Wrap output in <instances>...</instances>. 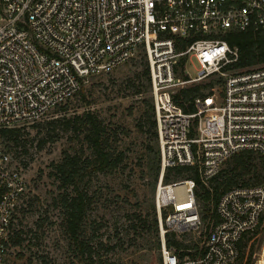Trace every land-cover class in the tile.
I'll use <instances>...</instances> for the list:
<instances>
[{
	"label": "built area",
	"instance_id": "built-area-1",
	"mask_svg": "<svg viewBox=\"0 0 264 264\" xmlns=\"http://www.w3.org/2000/svg\"><path fill=\"white\" fill-rule=\"evenodd\" d=\"M249 30H264V0H0V130L42 121L89 79L143 52L161 158V251L164 264H179L166 234L199 230L203 217L195 181L165 183L167 171L195 167L207 184L237 155L264 157V64L222 70L238 56L225 35ZM193 61L195 77L187 67ZM218 75L213 93L196 97V112L185 113L181 92ZM26 190L0 148V264L8 261ZM217 215L198 264L236 262L242 238L264 223V184L231 188Z\"/></svg>",
	"mask_w": 264,
	"mask_h": 264
},
{
	"label": "rangeland",
	"instance_id": "rangeland-1",
	"mask_svg": "<svg viewBox=\"0 0 264 264\" xmlns=\"http://www.w3.org/2000/svg\"><path fill=\"white\" fill-rule=\"evenodd\" d=\"M187 67L195 77L197 63L193 61V66L188 63ZM146 68L147 60L140 52L118 69L89 79L85 100L78 93L42 121L21 127L18 141L0 137V148L10 153L13 166L27 183L24 203L14 221L21 242H12L6 264L81 263L77 244L63 227L60 195L64 190L50 174L52 165L60 163L65 152L81 156L82 161L90 154L82 134L85 128L81 124L68 128L64 121L85 111L100 117L112 137L111 146L123 151L125 160L113 174L96 172L92 165L84 171L81 189L87 192L88 205L80 239L88 241L96 258L105 264H164L157 239L150 231L154 208L157 211L160 175L156 180L151 169L159 144L152 126L153 100ZM219 77L204 83L218 81ZM54 119L57 122L51 123ZM250 160L256 172L238 177L237 185L264 184V157L251 154ZM234 167L232 158L222 171L232 173ZM201 215H206L203 204ZM213 220L209 213L201 229L184 233L179 239L193 253L205 249ZM243 246L246 254L236 264H264V223L247 236ZM185 261L189 263L190 258Z\"/></svg>",
	"mask_w": 264,
	"mask_h": 264
},
{
	"label": "trees",
	"instance_id": "trees-1",
	"mask_svg": "<svg viewBox=\"0 0 264 264\" xmlns=\"http://www.w3.org/2000/svg\"><path fill=\"white\" fill-rule=\"evenodd\" d=\"M224 39L230 48L237 49L238 56L235 61L224 66L222 68L223 71L245 70L264 64V30L229 32L225 35ZM144 74L150 82L148 64ZM217 82L220 81L200 84L183 90L178 96V104L185 113L190 114L196 112L194 99L199 96H205L206 94H212ZM79 94L82 95L83 100L86 99L85 87L81 89ZM151 111L153 113L152 126L156 129L153 104L151 105ZM64 121L68 128H70L71 124H81L85 128L82 134L91 152L89 155L85 156L84 161H82V157L77 154L65 152L63 160L60 163H54L52 165V173L50 176L58 179L60 181V189L64 190V193L60 195V202L64 210L63 227L65 232L70 235L71 239L77 244L78 250L80 251V264H105L104 261L96 258L90 243L84 239H80V233L82 232V227L85 222L88 205V195L86 191L81 189V184L85 178L84 171L89 165H92L96 172L113 174L125 160V153L123 151H117L116 148L111 146L110 142L112 137L106 132L107 128L104 122L92 111L76 114L69 119L65 117ZM54 122H57V120L54 119L51 123ZM21 131V128L1 129L0 137L8 141H18L21 136ZM154 135L158 139L157 132H155ZM250 155L251 153L246 152L235 156L233 158L235 167L232 173L221 170V172L207 184L202 181L198 169L195 167H181L169 170L165 174L164 181L165 183H171L185 179H193L196 183V200L200 204H203L206 213V215L203 216V220H206L210 213L214 217L213 222H217V206L222 195L237 185L236 180L238 177L256 172V168L251 165L252 160H250ZM152 164L153 166L151 169L154 171L155 179L157 180L161 173L160 149L157 151L155 160ZM222 174H224V176H222ZM243 185L248 186V184ZM154 212L155 214L152 219L150 231L157 239L159 249H162L158 215L155 208ZM248 235L249 234H246L239 244L240 254L234 264L241 261L240 258L246 254L243 241ZM179 237L180 236H177L175 233H167L165 237L167 247L176 250L179 264H188V261H185L186 258H190V262H193V264H198V261L205 256L206 250L202 249L201 251L193 253L192 248L187 246ZM15 239L16 244L21 242L19 233L14 230V243Z\"/></svg>",
	"mask_w": 264,
	"mask_h": 264
}]
</instances>
